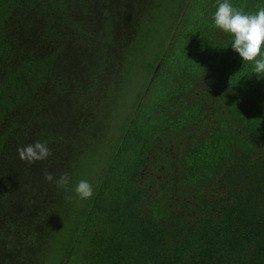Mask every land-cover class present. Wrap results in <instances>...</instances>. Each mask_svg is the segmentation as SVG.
Segmentation results:
<instances>
[{
  "label": "trees",
  "instance_id": "obj_1",
  "mask_svg": "<svg viewBox=\"0 0 264 264\" xmlns=\"http://www.w3.org/2000/svg\"><path fill=\"white\" fill-rule=\"evenodd\" d=\"M174 2L0 0V264H264V79L212 23L217 0L180 1L109 132ZM37 140L51 155L22 161Z\"/></svg>",
  "mask_w": 264,
  "mask_h": 264
},
{
  "label": "clouds",
  "instance_id": "obj_2",
  "mask_svg": "<svg viewBox=\"0 0 264 264\" xmlns=\"http://www.w3.org/2000/svg\"><path fill=\"white\" fill-rule=\"evenodd\" d=\"M211 19L217 29L231 37L232 50L243 62H249L257 78L264 79V6L249 13L234 7L232 0H217ZM17 152L20 159L29 164L44 161L51 155L47 142L41 140L20 147ZM44 178L48 182L54 181L51 173L46 172ZM54 182L58 189L64 190L65 197L71 199L66 187L70 183V177L63 174ZM72 191L81 200L93 196V187L86 180L77 182Z\"/></svg>",
  "mask_w": 264,
  "mask_h": 264
},
{
  "label": "rangeland",
  "instance_id": "obj_3",
  "mask_svg": "<svg viewBox=\"0 0 264 264\" xmlns=\"http://www.w3.org/2000/svg\"><path fill=\"white\" fill-rule=\"evenodd\" d=\"M180 1L181 0H175L170 13H168L167 17L163 18V20L157 24V29L154 31V42L149 45V48L147 49L144 56L139 61H137V64L132 70V75L124 83L122 95L124 101V108L120 109V115L113 121L112 127L109 131L110 133H113L114 136L118 135L121 132L123 117L124 115L129 114L131 112L132 107L135 101L137 100V90L142 87L143 84L145 85L148 80H150L153 64L152 60L157 55V51L160 46V41H162L161 39L165 36L167 25L172 22L173 16L176 13V9L178 7L177 5L180 3ZM106 157V151L100 153L96 161L91 165V173L89 176L91 182L88 181L91 185H93L94 181H97V174L100 172L102 164L105 161ZM82 202H85V200H81L77 197V203L72 212L73 218H71V223H74V220L80 215ZM59 257L60 254L56 253L54 258H52L51 264H56Z\"/></svg>",
  "mask_w": 264,
  "mask_h": 264
}]
</instances>
